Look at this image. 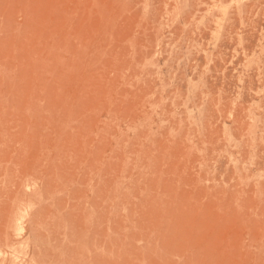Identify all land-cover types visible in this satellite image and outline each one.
<instances>
[{"label": "rangeland", "instance_id": "1", "mask_svg": "<svg viewBox=\"0 0 264 264\" xmlns=\"http://www.w3.org/2000/svg\"><path fill=\"white\" fill-rule=\"evenodd\" d=\"M0 264H264V0H0Z\"/></svg>", "mask_w": 264, "mask_h": 264}]
</instances>
